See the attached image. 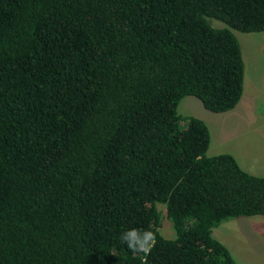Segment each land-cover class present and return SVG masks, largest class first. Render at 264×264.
<instances>
[{"label":"trees","instance_id":"trees-1","mask_svg":"<svg viewBox=\"0 0 264 264\" xmlns=\"http://www.w3.org/2000/svg\"><path fill=\"white\" fill-rule=\"evenodd\" d=\"M231 30L263 31L264 0H0V264H235L211 229L264 216V176L176 113L238 102Z\"/></svg>","mask_w":264,"mask_h":264},{"label":"rangeland","instance_id":"rangeland-1","mask_svg":"<svg viewBox=\"0 0 264 264\" xmlns=\"http://www.w3.org/2000/svg\"><path fill=\"white\" fill-rule=\"evenodd\" d=\"M208 22L216 28L225 26L214 19ZM231 31L239 43L243 63L242 92L232 111L209 112L197 98L184 96L176 113L180 118H201L207 125L206 155L230 153L236 156L244 171L264 176V30ZM157 208L162 214L163 206L158 204ZM158 231L164 238L174 237L171 224L164 216ZM211 236L226 246L235 264H264V216L226 219L211 229Z\"/></svg>","mask_w":264,"mask_h":264},{"label":"clouds","instance_id":"clouds-1","mask_svg":"<svg viewBox=\"0 0 264 264\" xmlns=\"http://www.w3.org/2000/svg\"><path fill=\"white\" fill-rule=\"evenodd\" d=\"M121 240L132 252L147 254L155 245L156 235L148 229H130L121 234Z\"/></svg>","mask_w":264,"mask_h":264},{"label":"crops","instance_id":"crops-1","mask_svg":"<svg viewBox=\"0 0 264 264\" xmlns=\"http://www.w3.org/2000/svg\"><path fill=\"white\" fill-rule=\"evenodd\" d=\"M188 103V102H187ZM233 109V108H232ZM232 109H230V110H228V111H225L226 113H230L231 111H232ZM225 113V114H226ZM201 119V118H200ZM202 120V119H201ZM203 121V120H202ZM206 125V124H205ZM206 127H207V125H206ZM208 130V129H207ZM208 135H209V133H208ZM257 142L258 141H253V143L256 145L257 144ZM209 145V144H208ZM230 154V153H229ZM232 155V154H231ZM234 158H235V160L237 159L236 158V156L235 155H232ZM240 159H241V161H243V159H242V157H240ZM236 162H237V160H236ZM237 164H238V162H237ZM239 165V164H238ZM239 167L241 168V169H243L240 165H239ZM247 172V171H246ZM249 173V172H248ZM250 174H252V173H250ZM225 246V245H224ZM226 247V246H225Z\"/></svg>","mask_w":264,"mask_h":264}]
</instances>
